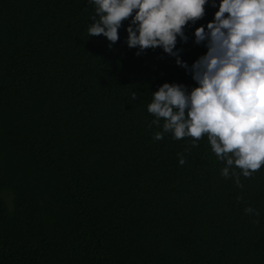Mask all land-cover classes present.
<instances>
[{
	"label": "trees",
	"instance_id": "obj_1",
	"mask_svg": "<svg viewBox=\"0 0 264 264\" xmlns=\"http://www.w3.org/2000/svg\"><path fill=\"white\" fill-rule=\"evenodd\" d=\"M215 10L177 37L188 65ZM94 14L0 0V264H264V165L233 166L238 186L206 135L154 140L152 92L195 82L160 47H128L130 18L110 46L88 36Z\"/></svg>",
	"mask_w": 264,
	"mask_h": 264
},
{
	"label": "clouds",
	"instance_id": "obj_2",
	"mask_svg": "<svg viewBox=\"0 0 264 264\" xmlns=\"http://www.w3.org/2000/svg\"><path fill=\"white\" fill-rule=\"evenodd\" d=\"M94 15L88 36L102 34L111 43L125 28L126 44L144 49L160 47L189 72L195 86L163 82L154 92L147 111L162 130L154 140L171 133L174 139L207 136L208 143L239 186V168L249 177L264 165V0H89ZM216 8L213 18L193 30L194 42L206 51L191 65L174 50L177 37L186 41L183 29L204 15V6ZM136 98L135 92L132 99ZM180 164L184 163L181 158ZM246 214L257 215L252 207Z\"/></svg>",
	"mask_w": 264,
	"mask_h": 264
}]
</instances>
